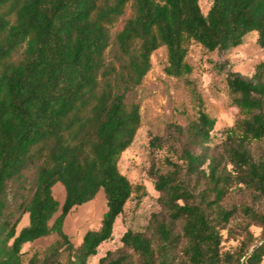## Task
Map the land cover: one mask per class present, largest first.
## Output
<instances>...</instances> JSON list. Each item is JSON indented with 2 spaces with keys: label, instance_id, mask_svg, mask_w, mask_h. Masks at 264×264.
<instances>
[{
  "label": "trees",
  "instance_id": "16d2710c",
  "mask_svg": "<svg viewBox=\"0 0 264 264\" xmlns=\"http://www.w3.org/2000/svg\"><path fill=\"white\" fill-rule=\"evenodd\" d=\"M250 32L264 50V0H212L207 14L200 0H0V264H88L127 201L145 193L119 161L142 126L132 94L152 54L165 46V73L186 78L192 44L227 52ZM226 75L241 118L213 147L216 119L199 99L195 120L151 138L162 152L150 170L161 204L154 233L128 230L126 250L100 264H263L264 62L249 78ZM101 190V225L76 248L65 220ZM53 234L43 255L25 259V244ZM224 235L237 244L225 249Z\"/></svg>",
  "mask_w": 264,
  "mask_h": 264
},
{
  "label": "rangeland",
  "instance_id": "374dc122",
  "mask_svg": "<svg viewBox=\"0 0 264 264\" xmlns=\"http://www.w3.org/2000/svg\"><path fill=\"white\" fill-rule=\"evenodd\" d=\"M211 4L212 0H200L205 14ZM131 15L132 7L129 5L113 33L122 29L124 21ZM186 60L193 69L190 75L186 78L169 76L164 71L167 65V49L165 46L160 47L152 54L150 71L132 94L140 102L142 126L132 145L123 152L119 167L134 185L142 186L145 193L142 194L143 189L135 192L127 201L123 213L115 222L112 239L100 245L98 254L88 264H100V259L108 252L125 251L122 237L128 230L147 235L154 233L156 220L160 218L161 204L160 193L155 188L150 170L153 163L160 160L162 152H153L149 145L151 138L164 136L170 125L185 127L195 120L197 103L201 99L205 111L216 119L211 144L213 147L221 145L227 130L241 118L239 108L230 99L226 70L231 69L244 77H251L256 66L264 62V50L257 43V33L250 32L241 45L227 52H211L194 43ZM53 193L63 203L64 186L56 184ZM240 198L243 196L236 194L234 200ZM106 210V199L102 190L92 201L72 209L65 220L64 231L76 248L81 245L87 231L100 227ZM28 223V214H24L19 229ZM252 231L257 238L260 237V228L252 227ZM58 239L53 234L25 244V259L28 260L35 253L43 255ZM236 244V241L228 240L224 235L225 249Z\"/></svg>",
  "mask_w": 264,
  "mask_h": 264
}]
</instances>
